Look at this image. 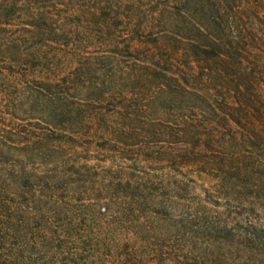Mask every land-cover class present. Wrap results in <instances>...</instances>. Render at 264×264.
<instances>
[{"label": "trees", "instance_id": "1", "mask_svg": "<svg viewBox=\"0 0 264 264\" xmlns=\"http://www.w3.org/2000/svg\"><path fill=\"white\" fill-rule=\"evenodd\" d=\"M0 264H264V0H0Z\"/></svg>", "mask_w": 264, "mask_h": 264}, {"label": "rangeland", "instance_id": "2", "mask_svg": "<svg viewBox=\"0 0 264 264\" xmlns=\"http://www.w3.org/2000/svg\"><path fill=\"white\" fill-rule=\"evenodd\" d=\"M105 155H106L105 153L101 154V156H98V159H100V160H107L108 158ZM91 158H93V160L90 161V162H88L89 165H93V166L96 165L98 167H112L113 166L112 163L109 162V161L101 162V161L97 160V155H95V156H93Z\"/></svg>", "mask_w": 264, "mask_h": 264}]
</instances>
